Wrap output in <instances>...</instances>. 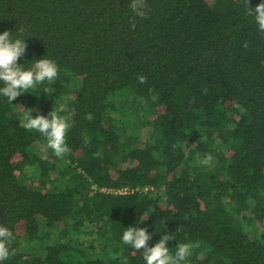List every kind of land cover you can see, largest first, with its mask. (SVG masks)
<instances>
[{
    "label": "trees",
    "instance_id": "obj_1",
    "mask_svg": "<svg viewBox=\"0 0 264 264\" xmlns=\"http://www.w3.org/2000/svg\"><path fill=\"white\" fill-rule=\"evenodd\" d=\"M262 2L147 0L132 30L129 0H0V33L24 29L17 63L59 70L0 95V225L14 236L0 264H146L129 226L149 247L172 236L173 255L199 242L184 264H264V33L247 13ZM28 108L69 117L68 155L23 127Z\"/></svg>",
    "mask_w": 264,
    "mask_h": 264
},
{
    "label": "clouds",
    "instance_id": "obj_2",
    "mask_svg": "<svg viewBox=\"0 0 264 264\" xmlns=\"http://www.w3.org/2000/svg\"><path fill=\"white\" fill-rule=\"evenodd\" d=\"M244 2L249 5L248 0ZM129 8L133 13L130 20L132 30L136 27V18H146L148 12L147 0H129ZM248 15L254 17L258 30L264 33V2L259 3L255 8L247 9ZM19 35L13 38L12 33L4 31L0 33V95L7 98L12 103L18 96L29 89L35 88L38 84L45 81L54 82L58 77V66L52 59L46 56L36 60L35 65L25 70L18 64L19 58L25 55L28 45L23 37V27L16 30ZM245 42L244 47H247ZM140 83H146V77L141 75L138 77ZM156 99V97H153ZM235 107L239 108L237 104ZM50 117V118H49ZM86 119L91 120V114L86 115ZM20 120L23 127L28 131H38L46 138V147L50 148L57 158H63L71 152V148L66 143V134L71 127L68 116L59 115L53 110L48 116L37 114L33 115V110L23 111ZM87 143V139H85ZM187 141L180 145L181 149L187 156ZM214 157L209 153L198 160L201 167H209L213 164ZM227 203V199L225 200ZM146 219V218H145ZM152 233L148 232L146 227L129 226L123 232L122 241L126 245H130L136 251L143 249V259L146 264H184L190 257L195 248H198L199 242L178 243L176 245L175 254H171L167 242L172 236L163 234L161 238L151 247L148 241L151 239ZM14 241L13 232L7 227L0 225V262L5 261L10 256V246Z\"/></svg>",
    "mask_w": 264,
    "mask_h": 264
},
{
    "label": "rangeland",
    "instance_id": "obj_3",
    "mask_svg": "<svg viewBox=\"0 0 264 264\" xmlns=\"http://www.w3.org/2000/svg\"><path fill=\"white\" fill-rule=\"evenodd\" d=\"M128 92H129V87H127V88L125 87V88L115 92V95L113 97V98H115V100L117 101L118 104H121V106H124V108L122 110H126L125 102L130 101V94H128ZM122 110H117V112L119 113ZM130 114L132 117L134 115V112L131 110Z\"/></svg>",
    "mask_w": 264,
    "mask_h": 264
},
{
    "label": "built area",
    "instance_id": "obj_4",
    "mask_svg": "<svg viewBox=\"0 0 264 264\" xmlns=\"http://www.w3.org/2000/svg\"><path fill=\"white\" fill-rule=\"evenodd\" d=\"M101 190H104V189H101ZM108 191L113 192V193H128V192H132L134 190H133V188L127 189V188L123 187V188H119V189H109Z\"/></svg>",
    "mask_w": 264,
    "mask_h": 264
}]
</instances>
